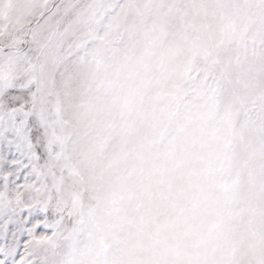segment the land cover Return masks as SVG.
Instances as JSON below:
<instances>
[{
    "label": "snow or ice",
    "instance_id": "obj_1",
    "mask_svg": "<svg viewBox=\"0 0 264 264\" xmlns=\"http://www.w3.org/2000/svg\"><path fill=\"white\" fill-rule=\"evenodd\" d=\"M0 264H264V0H0Z\"/></svg>",
    "mask_w": 264,
    "mask_h": 264
}]
</instances>
